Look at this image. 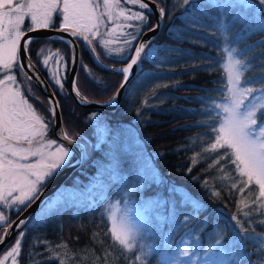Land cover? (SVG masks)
<instances>
[{"label": "snow or ice", "instance_id": "6c2138e0", "mask_svg": "<svg viewBox=\"0 0 264 264\" xmlns=\"http://www.w3.org/2000/svg\"><path fill=\"white\" fill-rule=\"evenodd\" d=\"M152 2L155 3V0ZM179 2L182 6H189L193 0ZM206 4L218 9L222 17L218 28L225 43L220 50L219 66L225 80L221 96L225 102L212 100L206 109L209 118L200 123L210 126L206 128L203 138L198 134L191 140L199 150H194L189 157L190 166L186 171L190 174L197 165L206 163L204 172L215 171L219 173L220 181L227 182L225 187L228 194L237 196L235 212L230 216L234 229L232 237L228 239L223 231L214 232L203 250L201 237L190 232V238L181 241L176 251L166 258L165 264H197V261L200 264H241L243 258L248 256L250 246L253 253H264V230L257 231L264 228V65L255 77L245 76L252 65L237 55L239 49L229 46V25L223 19L231 16L232 26L236 23L242 25L237 33L238 38H241L240 33L264 31V0H206ZM149 7L145 0H0V244H4L11 235L14 225L19 230L28 223V219H19V216L18 221L11 220L6 210L15 208L19 214L31 208L43 195L44 186L72 159L68 146L46 138L52 121L46 119L25 95L31 89L30 83L26 86L17 78L16 73L20 71L27 81L32 80L24 71L25 64L19 57L21 41L27 53L33 39H24L27 33L51 28L55 17L59 16L60 24L56 31L68 32L70 36L82 40L97 60L100 59L97 45L109 56L115 54L128 60L126 66H112L114 71L123 75L119 88L124 89L133 66L138 65L142 54L147 58L145 49L150 41H138L134 49L131 46L133 41H137L142 26L148 22L143 10ZM158 11L162 20L165 8L159 7ZM26 19L30 23L24 29ZM159 26L157 24L149 30L155 31ZM67 43L72 45L70 40ZM127 53L131 54L126 56ZM38 54H43L42 65L49 69L50 78L63 90V79L66 77L62 69L67 68L64 56L59 50L46 48H41ZM53 57H56L55 65L50 67ZM75 61L73 49L72 62ZM34 67L31 63L27 65L28 69ZM84 68L89 77L102 83L87 65ZM167 86L156 84L149 89L136 109L137 116H140L143 108L152 107L149 101L156 95V90ZM72 88L84 103L93 102L81 93L76 78ZM118 95L119 89L103 103H114ZM35 99L40 100L39 97ZM48 105V112L55 118L59 101L50 97ZM89 119L98 121L99 114L93 112ZM61 139L69 144L76 143L75 137L66 130ZM192 178L194 181L198 179L196 176ZM201 187L210 190L212 198L223 199L222 191L209 179H203ZM182 202L191 204L196 210L201 208L200 201L189 193L182 194ZM51 207L49 205V209ZM111 208L108 210L110 226L107 231L96 232L92 236L93 241L102 247L100 254L95 249L77 253L67 242L53 245L48 240L37 238L34 244L45 245L48 255L44 259L55 260L58 264H119L121 259L126 264H149L152 246L144 245L140 230L118 218ZM47 211L42 213L37 223L44 221ZM190 219L188 215L183 217L185 226ZM101 235L110 237L111 244L105 246L106 241L100 238ZM24 236L25 231H18L12 245L0 253V264H20ZM234 248L237 251H233ZM30 258L32 264H41Z\"/></svg>", "mask_w": 264, "mask_h": 264}, {"label": "trees", "instance_id": "16d2710c", "mask_svg": "<svg viewBox=\"0 0 264 264\" xmlns=\"http://www.w3.org/2000/svg\"><path fill=\"white\" fill-rule=\"evenodd\" d=\"M156 1L166 11V21L156 37L157 48L149 58L140 60V69L135 78L124 89L117 109L113 111L97 110L99 114L110 116L105 128V131L107 129L105 142H102V146L112 139L116 128L119 129L124 126V128L129 127L133 130L135 140H138L142 146L137 154L134 141H132V148L135 149V151L130 152L132 161H121V169L118 171L127 175L125 183L132 180L128 177L131 174H138L140 180L144 179L141 182L139 180L137 184L143 190V195L140 197L143 196L146 200L142 201L144 206L142 210L152 228L151 235H148L145 240L160 244L164 241L166 233L171 235L172 240L177 237L179 232L182 234L195 232L201 237V245H206L211 241L213 236L211 233L220 231L222 228H231L230 216L235 212L237 196L228 194L225 187L227 182L218 179L219 173L203 171L206 163L197 165L190 174L187 173L186 169L190 166L189 157L193 155L194 150H199L191 143V140L195 139L198 134L203 138L206 134V128L210 126L200 123L209 118V112L206 109L209 108L212 100L218 103L219 97L223 94V72L219 65L221 62L220 50L224 46L225 39L224 36L219 37L217 29L211 26L210 16L212 12L205 7L206 0H193L189 6H182L179 0ZM205 12L206 17L203 19L202 16L205 15ZM148 23L149 27L152 24L150 18ZM240 26L242 25L239 24V28ZM239 28L235 26L234 30L228 34L229 45L245 52L249 50L257 55V59L254 56L251 62L249 61L252 65L254 62L263 61L264 42L259 51H255L257 47L248 49V45L261 38L264 31L256 30L254 34L242 33L241 38H238ZM187 29H190V32ZM178 47L183 48V51L181 52ZM177 50L180 52H176ZM187 50L190 52L187 53ZM176 54H179L178 59L175 57ZM260 71L261 67H254L249 71V74L255 75ZM147 72L154 76V82L148 84L147 89H151L156 84H166L168 86L161 87V89L169 93V96L164 95L165 98L168 97L167 99L161 96L157 101L150 99L149 103L152 107L142 109L140 116H137L136 109L140 107L141 99L149 91L143 89L140 93L132 95L131 89L134 82H139V77L146 79L145 73ZM92 73L102 83H98L80 70L77 86L81 93L94 101L109 99L120 85L121 74L98 69H94ZM63 89L62 92H58L57 99L64 129L76 138L89 139L92 145L97 135L94 123L89 119V114L93 110L76 105L68 91L65 90L66 87ZM161 89L158 88L157 90ZM156 94L159 96L158 92ZM42 112L45 110L43 109ZM123 151L119 143L116 147V154L113 155L116 158L115 161H117V157L120 158V152ZM96 154L91 152L89 160L77 170L76 174H79L82 179L87 180L92 174L93 164H96L92 160L97 158ZM138 155L144 161H148L151 168H154L156 175H158L157 180L145 178L142 172L147 174L149 171L147 167L144 169L137 167L142 165L141 161L140 163L135 162L134 158ZM131 166L136 170H131ZM231 167L229 165V169ZM193 176L198 177V179L194 181ZM203 179H209L216 185L217 189L222 191V200L212 198L211 191L201 187ZM76 180H78L77 176L74 175L69 181H66L62 190L51 196L32 221L23 229L25 236L20 264H32L30 256L40 261L41 264H58L55 260L44 259V256L48 255L45 252V245L35 246L34 239L36 238L48 240L53 245L67 242L69 247L77 253H82L85 249H95L97 254L102 252V247L93 241L92 236L96 232L107 231L110 226L105 210L101 211V209L109 201L110 196H113L114 192L117 191L116 187L124 180H121L120 184L110 181V184L105 187L104 195L91 202L79 201L75 204L62 206L57 210L50 208L49 215L56 217L52 219V227L42 229L41 224L37 223L38 217L46 209L48 210L51 199L57 200L58 196H62L66 186H71L72 189L81 188L80 183ZM185 193L191 194L200 201L201 208L199 210L194 209L191 204L182 202V194ZM145 203H149L150 206H158L157 203H161L158 206L161 209L156 208L154 213L153 211L148 213L146 208L149 206H146ZM149 209L153 210L152 207ZM15 215L16 213L12 217ZM185 215L192 218L187 223L189 230L177 231L174 234L173 226L176 225L178 226L176 230L179 229L184 223L183 217ZM212 229L215 231H211ZM262 230L264 228L257 229V231ZM43 232L45 233L42 234ZM230 233L231 231L228 233L229 236ZM16 237L17 235L10 245ZM100 238L106 241L105 246L111 244L110 237L101 235ZM228 238L226 235V239ZM156 247L157 250L164 249V247ZM164 252L165 254L152 252L148 258L149 264H163L161 258L170 256L168 250H164ZM37 253L42 255H36ZM248 253L250 255L246 264H257L258 258L262 256V253H253L251 246ZM119 264H126V261L121 259Z\"/></svg>", "mask_w": 264, "mask_h": 264}, {"label": "rangeland", "instance_id": "374dc122", "mask_svg": "<svg viewBox=\"0 0 264 264\" xmlns=\"http://www.w3.org/2000/svg\"><path fill=\"white\" fill-rule=\"evenodd\" d=\"M205 7L207 8V10H211V12H212V14L210 16L211 20H212L211 26L217 29L216 31L219 34V37H221V36L223 37V35L221 34V31L218 28V22L222 19L219 10L212 8V7H209V6H207V4L205 5ZM204 17H206V12H205V15L202 16V18L205 19ZM223 19H224V22L229 25V30H230V28H232L230 31H228V34L232 30H234L233 28H235V26H237V28H239V23H236L234 26H232L231 16H229L227 18H223ZM241 28H242V26H240V28L238 29V33L240 32ZM187 30L189 31L190 29H187ZM241 34L242 33H240V36H241ZM263 42H264V35L261 38L254 40L253 43L249 44L248 49L251 47H257L255 49V51H259V48L262 47L261 45ZM229 46L231 47V45H229ZM156 48H157V45L153 44L151 47H149L147 50H145L147 57H149L151 54H153V52L156 50ZM178 48L181 49V52L183 51V48H181V47H178ZM176 52H180V51L177 50ZM188 52H190V51L187 50V53ZM239 52L237 53V55L240 58L247 59L250 62H251V59L254 58V56H255V58L257 56L255 54L251 53L249 50L246 52L243 50H239ZM113 55L117 56L115 54H113ZM175 57L178 59L179 54H176ZM262 65H264V60L260 61V62H254L253 65L251 66V68H249V70L245 73V76L246 77H255L261 71L256 73L255 75L249 74V71L254 67H262ZM160 76H162V75H160ZM145 77H146V79L139 77L140 78V80H138L139 82L133 83L132 89H131L132 95H136V94L140 93L143 89H147L146 86L148 84H152L154 82V76L152 73H149V72L145 73ZM223 81L225 82L224 78H223ZM224 82H223V84H224ZM162 85H164V84H162ZM160 89H161V87H160ZM222 89H223V87H222ZM157 92L159 93V96L156 94L152 98L153 100L157 101L160 99L161 96L164 97V95L169 96V93L165 92L163 89L156 90V93ZM221 96L218 99V103H224L225 102L221 99ZM167 98L164 97V99H167ZM33 105L36 108L35 102L33 103ZM143 109H147V107L143 108ZM89 110H93L92 112H90V114L93 112L98 113L97 109H89ZM90 114H89V116H90ZM212 115H214V114H212ZM109 118H110V116H108V115L99 114L98 121H92L91 120L94 123V126L96 127V134H97L96 140L92 143L91 148H90V151L93 154L97 153L96 154L97 158H94L92 160L96 163L95 165L93 164L92 174L86 180V179H82V177H80L79 174H76L77 173V171H76L74 173V175H76L77 179H78V180H76V182L80 183L81 188L76 187L75 189H72L71 186L70 187L66 186L67 188L64 189L65 191L63 190L62 196H58L57 200H53V198H52L48 205H52L51 208L57 210V209L61 208L62 206L75 204V203H78L79 201L91 202L95 198H100L102 195H104L105 187L108 184H110V181L111 182L115 181L117 183L119 182V184H120L121 180H124L120 185H118L116 187L117 191L114 192L113 196L112 195L110 196L111 198L106 203V205L101 209V211L105 210L104 211L105 215L108 218V210L110 209V206H112L111 210L116 212V215L118 218L126 220L132 227L140 230L142 243L144 245H151L152 249H153L152 252L156 251V252H158V254H160V253L165 254L164 250H166V251L168 250V252H170V255H171L180 246V243L182 240L190 238V236H189L190 232H188L186 234H182L181 232H179V234H177V237L175 239L174 238L172 239L173 241L171 240V235H169V233H166L164 235V241L161 242L160 244H157V243L152 242V241L148 242L147 240H145L148 235H151L152 228L149 225V221L146 219V214L142 210L144 208L142 201H145L146 199L143 196L140 197L141 195H143V190H142L141 186L139 184H137V182H139V180H140V176L138 174L128 175V177H130L132 180L125 183V181H126L125 178L127 175L125 173H120L118 171L119 169H121V164H122L121 161H129V162L132 161V156H131L130 152L135 151V149L132 148L133 147L132 141H134V145L136 147V153L137 154H138L139 150L142 148V146L138 140H137L138 142L135 140V135H134L133 130H131V128H129V127L124 128L125 126L119 128V129L116 128V132L113 133L112 139L109 140L108 142H106L104 144V146H102V142H105V137H106L104 123H105V121L109 120ZM103 128H104V132H102ZM119 143L121 144V150L122 151L125 150V151L120 152V158L117 157V161H115L116 158L113 157V155L116 154V147ZM72 159H73V157H72ZM134 159H135L136 163H140V161H141L142 165L137 166V167H139L141 169H144V167H147L149 172L147 174H145V172H142V174H144L145 178H153L154 180L158 179V175H156L154 168L150 167L148 161H144L140 157V155L135 156ZM131 170H136V169H133V167H132ZM131 173H132V171H131ZM143 180H140V182ZM76 189H78V190H76ZM61 190H62V188L60 189V191ZM117 202H118V204H117ZM160 204L161 203H157L158 206H160ZM146 206H149L148 208H146L148 210V213H152V211L154 213V210L156 208H159V210L161 209V207H158V206H154V205L150 206L149 203H147ZM150 207H152L153 210H150L149 209ZM50 210L48 208L47 216L44 219V221L42 223H38V224H41L40 227L42 229H45L47 227H52V224H51L52 219L56 218L53 215H49ZM15 211H16L15 208H13L11 210H6V214H8V215L12 214L13 215V213ZM40 216L38 217L37 221L40 219ZM160 219H161V217H160ZM230 225H231V228H222L220 230V231H223L225 233V237L227 235L229 238H231L233 235L234 222H231ZM176 227H178V226H176V225L173 226L174 234L177 231L185 232V231L189 230L188 225L185 226V223H183L180 226V228L177 230H176ZM228 229H229V231H228ZM211 231H215V229H212ZM230 231H231V233L229 236L228 233ZM44 233L45 232H43L42 234H44ZM211 234H214V232ZM36 239H34V240H36ZM149 243H151V244H149ZM173 243H174V245H173ZM11 245H9V247ZM169 245H171V247H169ZM35 246H39V245H35ZM156 246L164 247V249L162 248L160 250H157ZM207 246H208V244L201 245V250L205 249ZM7 248L4 251H6ZM4 251H2L1 253H3ZM233 251H237V250L234 248ZM249 255L250 254L248 253V256L243 258L241 264H246L248 262ZM184 259H187V258H184ZM161 260L163 261V264H165L166 256L161 258ZM258 260H259V262H257V264H261V262L264 261V253H262V256L259 257ZM197 264H200V261H197Z\"/></svg>", "mask_w": 264, "mask_h": 264}, {"label": "water", "instance_id": "95a60500", "mask_svg": "<svg viewBox=\"0 0 264 264\" xmlns=\"http://www.w3.org/2000/svg\"><path fill=\"white\" fill-rule=\"evenodd\" d=\"M145 2L149 3L150 7H149V9H146L143 11H145V13H147L153 19L154 24L152 27H154L157 24L160 25L158 28H156L155 31H150L149 30L150 28L148 30H146L138 40V41H143V42H149L153 38H155V36H157L159 34V32L163 26V23H164V18L162 20L160 19V15H159V11H158V8L162 7L160 4H158L157 2L153 3L152 0H145ZM58 35H60V34L58 33V31H56L54 29H38L36 31L28 32L27 36L24 39H27L28 37H32L33 39L36 37L52 38V37H55ZM70 48H71V55H73V49L75 51L76 61H75V63H73L71 61V68H70V72H69L68 86L67 87H68L69 93H70L72 99L74 100V102L79 107H82L85 109H97V110H106V111L116 109L121 102L122 94H123V91L125 88L120 89L118 87L119 95L117 96L116 101L112 104L103 103L104 101L99 102V101H93V100H91V101H93L92 103H84L82 100H80L75 95L73 88H72V85H73V80L76 76V68H77V62H78V47H77V44L73 40H72V45H70ZM86 49H87L88 53L90 54V56L92 57V59L96 62V64L99 67H101L103 69L113 70L112 67L105 66L102 62H100V60H97L96 56L92 53L91 49L88 46H86ZM19 57L23 61V63L25 64V70L24 71L27 72V74L32 77L31 82L34 84V86H36L41 91V93L45 96L47 101L50 97L53 100H57L56 96L53 95L54 93L52 92V90H51L49 84L47 83V81L45 80L44 76L41 74V72L37 69L35 64L27 56V54L24 50V47H23V40L21 41V48L19 51ZM71 58H72V56H71ZM29 63L33 64L35 67L33 69H28L27 65ZM123 66H126V65H123ZM123 66H119V67H115V68H120ZM136 73H137V65L133 66L129 81L135 76ZM129 81H128V83H129ZM117 90L115 91V93L117 92ZM52 129H53V133H54L55 137L58 139V141L64 143L66 146H68L70 148L71 151H73L75 153L76 159H75V161L71 162L70 164H68V165L62 167L60 170H58V172L56 173L54 178L44 186L43 195L40 196V199L37 200L32 205L31 208H28L26 211H23L19 214L17 213V215L12 219L13 221H18V216H19V219H28V223H29L31 218L41 208V206L44 204V202L52 194H54L56 192V190H58L61 187V185L74 173V171L77 168H79L81 166V164L88 157L87 150L85 148V144L82 143L80 140L75 139L76 143L69 144L68 141L61 139L64 128L62 125L60 106L57 110L55 118H52ZM28 223H26L23 226V228ZM22 229L17 230L15 228V225L13 226V230L11 232V235H9L6 238L4 244H0V252L2 250H4L9 245V243L13 240V238L18 234V231H20Z\"/></svg>", "mask_w": 264, "mask_h": 264}, {"label": "flooded vegetation", "instance_id": "af4514ba", "mask_svg": "<svg viewBox=\"0 0 264 264\" xmlns=\"http://www.w3.org/2000/svg\"><path fill=\"white\" fill-rule=\"evenodd\" d=\"M128 7H132V6L129 5ZM136 10H139V9H136ZM146 15L148 16V20H149V18L152 20V24L148 27L149 23L147 22L146 24H144L142 26L141 31H140V33L137 36V41H133V44L131 46L133 49L135 48V46H136L139 38L141 37V35L146 30L151 28L153 26V24H154L153 19L148 14H146ZM29 23H30V21L28 19H26L25 23H24V26H23L24 29L28 28ZM59 24H60V17L57 16V17H55L53 26L51 28H49V29L56 30L59 27ZM127 30L128 31H132L131 29H127ZM58 33L60 35L52 37V38L36 37V38L32 39V43L30 45H28V50H27V53H26L27 56L29 57V59L35 64L37 69L44 76V78L47 81V83L49 84L52 92L55 94L56 98H57L58 92H62V90L50 78L49 69L45 68L42 65L41 60L43 58V54H38V53H40V49L41 48L52 49L53 51L59 50V52L64 56V60L67 61V68L66 69H62L64 77H66V78L63 79V83H64V87H66L65 90L68 91V93H69V90H68V87H67L68 86V77H69V72H70V68H71V61H72L71 48H70V45L67 43V41H69V40L70 41L73 40L77 44V47H78V62H77L76 76H75L77 84H78V74H79L80 70H82V72L84 74L88 75L87 71L84 68V65H87L88 69H90L91 72L94 69H98V70H101V71H104V72H111V73H115V74H121V73H119L117 71H113V70H109V69H103V68L99 67L96 64V62L92 59L90 54L88 53L85 43L82 40H80L79 38L70 36L68 32H60V31H58ZM61 37H63V39H61ZM156 42H157L156 39L153 38L152 41L149 43V47H151ZM93 44H96V41H93ZM96 51L100 55V59H99L100 62H102L105 66H108V67H112V66L119 67V66L126 65L127 62H128V60L126 58H122L120 56H114V55H111V56L107 55L106 52L101 47H99V45L96 46ZM130 54L131 53H127L126 56H129ZM81 57H82V59H81ZM144 57L145 56L142 54V58H144ZM147 58H149V57H147ZM55 60H56V57H53V59L50 60V67L55 65ZM80 60H82V62H80ZM139 69H140V62L138 63V71H139ZM16 74H17L18 80H20V82L22 84H25L27 86V84L30 83V85H31L30 91H26L25 92V95L28 97L29 101L32 104L35 102L37 110L46 119H49V120L52 121V117H51L50 113H48V110H47L49 105H48V101L45 98V96L41 93V91L38 88H36L34 86V84L31 81L30 82L27 81V78L24 76L23 73H21L20 71H17ZM122 80H123V75L121 74V81ZM35 97H39L40 100L38 101L37 99H35ZM41 101H43V102H41ZM42 108L45 110V112H42V110H43ZM61 117H62V115H61ZM62 124H63V120H62ZM106 125H107V121H105V123H104V128H106ZM104 128H103L102 132H104ZM105 134H107V129L105 131ZM46 138L47 139L58 140L55 137L54 133H53L52 122L49 124V130H48ZM77 139H82V138H77ZM73 156H75V155L72 152V157ZM33 159H35V158H33ZM74 159H71V160H74ZM9 217L11 219L12 214H10Z\"/></svg>", "mask_w": 264, "mask_h": 264}]
</instances>
